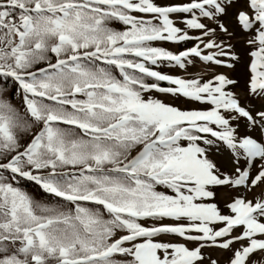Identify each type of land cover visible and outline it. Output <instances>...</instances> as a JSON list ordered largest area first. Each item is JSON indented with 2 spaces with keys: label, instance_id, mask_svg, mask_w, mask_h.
<instances>
[{
  "label": "snow or ice",
  "instance_id": "obj_1",
  "mask_svg": "<svg viewBox=\"0 0 264 264\" xmlns=\"http://www.w3.org/2000/svg\"><path fill=\"white\" fill-rule=\"evenodd\" d=\"M0 264H264V0H0Z\"/></svg>",
  "mask_w": 264,
  "mask_h": 264
},
{
  "label": "rangeland",
  "instance_id": "obj_2",
  "mask_svg": "<svg viewBox=\"0 0 264 264\" xmlns=\"http://www.w3.org/2000/svg\"><path fill=\"white\" fill-rule=\"evenodd\" d=\"M169 47H171L169 45ZM238 51H243L242 49L239 48L238 46ZM247 62L245 61L244 64L242 65H237L236 71L233 73V76L237 79L241 80V86H243V81L246 76L247 68H246ZM162 71H170L171 69L161 66ZM214 159H216L217 163L222 167V168H227L229 166L228 162V154L227 152H223L222 154H218L214 156ZM224 212H228L224 210Z\"/></svg>",
  "mask_w": 264,
  "mask_h": 264
},
{
  "label": "bare ground",
  "instance_id": "obj_3",
  "mask_svg": "<svg viewBox=\"0 0 264 264\" xmlns=\"http://www.w3.org/2000/svg\"><path fill=\"white\" fill-rule=\"evenodd\" d=\"M224 210L229 211L226 207L222 206V211H224Z\"/></svg>",
  "mask_w": 264,
  "mask_h": 264
}]
</instances>
